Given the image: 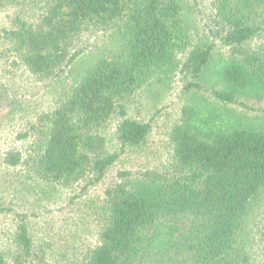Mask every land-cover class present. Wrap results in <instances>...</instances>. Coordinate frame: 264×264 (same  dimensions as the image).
<instances>
[{
  "label": "trees",
  "instance_id": "obj_1",
  "mask_svg": "<svg viewBox=\"0 0 264 264\" xmlns=\"http://www.w3.org/2000/svg\"><path fill=\"white\" fill-rule=\"evenodd\" d=\"M40 1L35 19L14 16L0 39L39 81L74 63L79 70L40 116L31 154H6V164L23 163L34 179L26 191L37 189L32 183L100 181L119 155L107 151L100 130L118 115L121 149H141L150 125L127 115V101L141 88L160 94L177 73L187 78L168 134L170 158L138 175L118 172L105 191L98 244L81 264H251L246 223L264 191V117L230 104L264 100V53L245 47L264 33V0H212L210 35L197 32L184 0ZM91 30L110 31V48L76 61L75 44ZM212 37L228 55L213 52ZM11 243L0 249V264L44 263L26 223Z\"/></svg>",
  "mask_w": 264,
  "mask_h": 264
},
{
  "label": "rangeland",
  "instance_id": "obj_2",
  "mask_svg": "<svg viewBox=\"0 0 264 264\" xmlns=\"http://www.w3.org/2000/svg\"><path fill=\"white\" fill-rule=\"evenodd\" d=\"M184 1L194 18L197 32L210 35L209 31L216 28L212 0ZM41 4L40 0L4 1L0 4V31L13 27L16 15L35 19L41 11ZM110 35V31L83 32L75 44V60L109 49ZM210 39L215 41V54L228 55L226 46L214 37ZM245 47L263 54L264 33L249 40ZM178 57L183 60L185 55L179 54ZM77 68L74 63L58 78L39 81L26 68L15 63L7 43L0 39V249L12 247L13 233L18 224L24 222L36 253L44 257V263L35 258L33 264L82 263L90 249L98 244L106 189L117 180L118 172L138 175L146 169L161 168L167 162L172 151L168 134L179 118L183 103L180 92L187 78L181 73H177L160 94L152 95L146 88L137 90L127 101L126 110L129 117L150 125L141 149H121L116 137V126L121 118L113 115L100 134L106 139L107 151L119 155L100 181L91 183L88 177L70 188L32 183L37 189L26 191V185L34 179L31 182L26 179L23 163L17 166L6 164V154L18 152L24 160L31 154L36 136L34 127H38L40 116L51 111L62 99L63 87L72 82ZM245 105L235 103L230 107L248 117H264V100L247 101ZM246 225V250L251 264H264V191L255 198Z\"/></svg>",
  "mask_w": 264,
  "mask_h": 264
}]
</instances>
